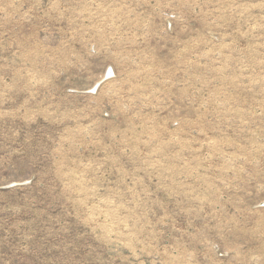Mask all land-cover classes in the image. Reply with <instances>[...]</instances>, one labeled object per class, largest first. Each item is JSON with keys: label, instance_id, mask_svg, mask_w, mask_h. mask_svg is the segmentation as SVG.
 I'll return each instance as SVG.
<instances>
[{"label": "rangeland", "instance_id": "obj_1", "mask_svg": "<svg viewBox=\"0 0 264 264\" xmlns=\"http://www.w3.org/2000/svg\"><path fill=\"white\" fill-rule=\"evenodd\" d=\"M0 264H264V0H0Z\"/></svg>", "mask_w": 264, "mask_h": 264}]
</instances>
